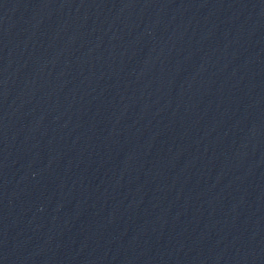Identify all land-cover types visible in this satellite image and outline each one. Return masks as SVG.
<instances>
[{"label":"water","instance_id":"1","mask_svg":"<svg viewBox=\"0 0 264 264\" xmlns=\"http://www.w3.org/2000/svg\"><path fill=\"white\" fill-rule=\"evenodd\" d=\"M0 264H15L3 174L0 164Z\"/></svg>","mask_w":264,"mask_h":264}]
</instances>
